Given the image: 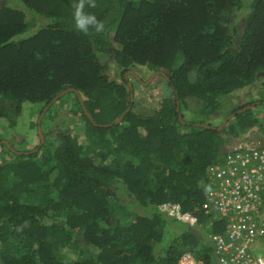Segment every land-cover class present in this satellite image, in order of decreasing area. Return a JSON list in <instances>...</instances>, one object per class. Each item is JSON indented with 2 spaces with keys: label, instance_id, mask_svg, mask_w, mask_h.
<instances>
[{
  "label": "trees",
  "instance_id": "16d2710c",
  "mask_svg": "<svg viewBox=\"0 0 264 264\" xmlns=\"http://www.w3.org/2000/svg\"><path fill=\"white\" fill-rule=\"evenodd\" d=\"M12 1L0 7V120L14 130L25 103L50 108L73 88L84 142L67 129L49 142L42 120L37 150L0 134V264H177L185 252L215 264L210 235L226 221L204 213L209 176L238 141L264 147V92L223 125L208 117L264 77V0ZM137 65L171 91L148 111L123 78Z\"/></svg>",
  "mask_w": 264,
  "mask_h": 264
},
{
  "label": "built area",
  "instance_id": "2783aa9c",
  "mask_svg": "<svg viewBox=\"0 0 264 264\" xmlns=\"http://www.w3.org/2000/svg\"><path fill=\"white\" fill-rule=\"evenodd\" d=\"M261 117L264 121V112ZM203 210L226 221L223 232L210 235L219 264H264V245L259 246L264 237V147L260 143L242 139L215 165ZM180 218L193 220L189 214ZM177 264L205 263L185 252Z\"/></svg>",
  "mask_w": 264,
  "mask_h": 264
},
{
  "label": "rangeland",
  "instance_id": "374dc122",
  "mask_svg": "<svg viewBox=\"0 0 264 264\" xmlns=\"http://www.w3.org/2000/svg\"><path fill=\"white\" fill-rule=\"evenodd\" d=\"M2 5L16 6L20 5V3H16L12 0H0V7H2ZM24 11L27 12V10ZM100 61L108 64L107 73L109 74V77L120 81L121 75L119 73V69L113 65V62L103 56H100ZM128 71L135 75L136 78L128 75ZM128 71H126L125 75L127 76V81L131 85V92L134 94L132 101L137 103V111H148L152 108H156L163 96H165L167 92H171L165 81L158 77L153 78L145 84L152 72L144 66L137 65L131 67ZM137 78L141 80V82L137 80ZM261 92H264V77L259 75L253 85L235 91L224 97L221 101V111L208 117V121L213 123V125H218L220 123V125H222L223 121L227 118L226 117L223 120L222 117V114L225 113V111L229 110L232 106L243 105L255 98L258 99L260 96L259 93ZM74 95L67 92L66 95L64 94V97L62 95V98L56 99L50 108L48 105H46L47 107L43 106L41 108L39 104L25 103L16 129L11 130L6 128L5 121L0 120L1 136L5 141L9 140L10 142H13L14 144L12 145L15 149L30 148L37 150V146L42 145L45 138L40 128V122L42 120V128L43 131L46 132V139L49 142L56 143V131L60 129H67L71 133L77 134L80 141L83 143V121L81 120L79 114L74 112L76 111ZM79 96L82 99L80 94ZM263 96L264 93L261 94L260 97ZM188 105L190 110H195L197 102L196 100L190 101ZM256 110L264 111V106L262 105L260 108H256ZM44 115H46L45 118ZM38 130L42 135V141ZM2 149L3 148H0V161H3V157H9L5 152L2 153ZM262 245H264V237L259 242V246Z\"/></svg>",
  "mask_w": 264,
  "mask_h": 264
},
{
  "label": "water",
  "instance_id": "95a60500",
  "mask_svg": "<svg viewBox=\"0 0 264 264\" xmlns=\"http://www.w3.org/2000/svg\"><path fill=\"white\" fill-rule=\"evenodd\" d=\"M158 73H160V72H154V73H152L150 76H149V78L147 79V81L145 82V84H147L150 80H152ZM128 87H129V90H131V85L128 83ZM67 92H74L75 94H77L78 95V92L75 90V89H73V88H69V89H64L63 91H61L60 93H58L53 99H52V101H55L56 99H58L59 97H61L62 95H64V94H66ZM80 101H81V99H79ZM82 102V101H81ZM47 107V106H46ZM45 107V108H46ZM250 107H252V106H250ZM127 111V109L124 111V113ZM123 113V114H124ZM123 114L120 116V117H118L115 121H114V123H117L118 121H120V119L123 117ZM230 117V116H229ZM228 117V118H229ZM225 122V120L223 121V123ZM223 123H222V125H223ZM221 127V126H220ZM219 127V128H220ZM38 129H39V126H38ZM39 131V130H38ZM39 134H40V131H39ZM40 136H41V141H42V135L40 134ZM3 142H5V141H3Z\"/></svg>",
  "mask_w": 264,
  "mask_h": 264
},
{
  "label": "clouds",
  "instance_id": "9594fccd",
  "mask_svg": "<svg viewBox=\"0 0 264 264\" xmlns=\"http://www.w3.org/2000/svg\"><path fill=\"white\" fill-rule=\"evenodd\" d=\"M81 27H83V24H81ZM126 73V72H125ZM154 73V72H153ZM155 77H157V75L155 76ZM154 77V78H155ZM129 83V82H128ZM128 83L126 84L127 86H128ZM129 88V87H128ZM130 92H131V90H130ZM77 95V94H76ZM78 97L80 98V96H79V94H78ZM81 99V98H80ZM82 100V99H81ZM5 141V140H4ZM6 142V141H5ZM4 142V143H5ZM194 221V218H193V220L191 221V222H193ZM191 222H189V223H191ZM213 254H214V258H215V262H217L218 264H219V262L217 261V259H216V256H215V253L213 252Z\"/></svg>",
  "mask_w": 264,
  "mask_h": 264
},
{
  "label": "flooded vegetation",
  "instance_id": "af4514ba",
  "mask_svg": "<svg viewBox=\"0 0 264 264\" xmlns=\"http://www.w3.org/2000/svg\"><path fill=\"white\" fill-rule=\"evenodd\" d=\"M128 71V70H127ZM126 72V71H125ZM129 72V71H128ZM153 73V72H152ZM126 73H124L123 74V78H124V81H126V84L128 83V81H127V76L125 75ZM128 75H130V76H133L134 78H136V76L135 75H133L132 73H130L129 72V74ZM137 80H139L138 78H137ZM140 82H141V80H139Z\"/></svg>",
  "mask_w": 264,
  "mask_h": 264
},
{
  "label": "crops",
  "instance_id": "0c3cea01",
  "mask_svg": "<svg viewBox=\"0 0 264 264\" xmlns=\"http://www.w3.org/2000/svg\"><path fill=\"white\" fill-rule=\"evenodd\" d=\"M215 264H218L217 262H215Z\"/></svg>",
  "mask_w": 264,
  "mask_h": 264
}]
</instances>
